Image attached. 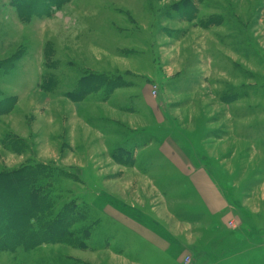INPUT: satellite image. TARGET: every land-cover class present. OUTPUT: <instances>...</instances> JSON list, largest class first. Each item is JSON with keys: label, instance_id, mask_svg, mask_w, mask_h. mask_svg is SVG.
Here are the masks:
<instances>
[{"label": "rangeland", "instance_id": "1", "mask_svg": "<svg viewBox=\"0 0 264 264\" xmlns=\"http://www.w3.org/2000/svg\"><path fill=\"white\" fill-rule=\"evenodd\" d=\"M5 101L0 264H264V0H0Z\"/></svg>", "mask_w": 264, "mask_h": 264}, {"label": "trees", "instance_id": "2", "mask_svg": "<svg viewBox=\"0 0 264 264\" xmlns=\"http://www.w3.org/2000/svg\"><path fill=\"white\" fill-rule=\"evenodd\" d=\"M26 6H31V5H26ZM23 12V10L21 11ZM96 80H100L99 81V85H104V84H101L103 82H101V78L102 76H99V75H95L93 77ZM104 82L106 83V80L104 79ZM95 82H90L88 81L87 79H82V81L80 82V85H79V89L76 93H69L67 95V97L69 96V99L75 103H80V102H83L85 101V97H87L89 94L95 92V87H94V84ZM114 84L115 86H113L114 88L117 87L116 83H112ZM112 86V85H110ZM6 102V101H5ZM7 103V102H6ZM8 104V103H7ZM9 105V104H8ZM12 106V105H11ZM10 107V105H9ZM7 108V109H3L4 108V105H0V110L1 112H3V114H10L12 112V110L14 108L10 107V108ZM24 174V171H17V172H11L9 173L8 175H3V174H0V185H3L4 182H8V180H16L14 179L13 177L16 176V177H19L18 174ZM5 190H7V188L5 187ZM2 193V190H0V194ZM27 196H29L27 194ZM25 199L26 198V194L24 195ZM6 206H12L13 202L9 199L8 195L6 196V200H4ZM26 207L17 212V215L16 217H14L15 219L11 220H8L6 221L7 223V230H10L14 233V236L17 235L18 233L20 232H24V233H28L30 230V232L33 234V232H38V231H41L42 234L46 231L49 230V228H46V224L44 222V215H46V210H43L42 212L39 211V204H40V201L38 200V198H35L32 196V198L30 197L29 200L26 201ZM4 210H0V222L2 221V218L4 217ZM44 213V214H43ZM20 217V218H19ZM18 222V223H17ZM16 223H17V226H16ZM31 226H33L34 229H37L36 231L34 230L33 231V228H31ZM67 227L64 226V229H66ZM59 231H62V227H59L57 232L59 233L60 236H62L64 233H61ZM33 248H36V247H33ZM2 250V248H0V251Z\"/></svg>", "mask_w": 264, "mask_h": 264}, {"label": "crops", "instance_id": "3", "mask_svg": "<svg viewBox=\"0 0 264 264\" xmlns=\"http://www.w3.org/2000/svg\"><path fill=\"white\" fill-rule=\"evenodd\" d=\"M80 103H85V101L80 102ZM80 103H76V104H80ZM210 176H211V178H212L213 174H210Z\"/></svg>", "mask_w": 264, "mask_h": 264}, {"label": "built area", "instance_id": "4", "mask_svg": "<svg viewBox=\"0 0 264 264\" xmlns=\"http://www.w3.org/2000/svg\"><path fill=\"white\" fill-rule=\"evenodd\" d=\"M153 94H154V95L156 94L155 91H153Z\"/></svg>", "mask_w": 264, "mask_h": 264}]
</instances>
